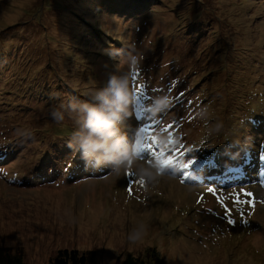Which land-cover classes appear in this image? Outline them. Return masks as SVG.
Segmentation results:
<instances>
[{"label":"rangeland","instance_id":"1","mask_svg":"<svg viewBox=\"0 0 264 264\" xmlns=\"http://www.w3.org/2000/svg\"><path fill=\"white\" fill-rule=\"evenodd\" d=\"M143 2L147 8L137 16L127 13L129 5L121 16L110 13L116 10L106 6L108 0H0V120L11 122L5 131L11 152L0 161V246L19 253L23 264H50L59 249L89 252L90 264H124L127 254L163 264H264V204L252 200L250 188L189 187L179 170L180 177L165 174L147 189L135 176H116L110 169L89 176L92 168L84 171L80 155L68 147L75 114L62 109V124L49 115L70 97L95 103L94 92L111 74L130 75L134 94V86L146 87L139 99L135 94L132 113L147 112L155 95L142 73L154 71L159 61L166 75L163 57L174 55L186 68L187 84L173 74L167 92L180 109L198 103L208 108L198 124L181 127L179 134L191 141L208 133L211 152L229 158L235 134L227 129L223 135L215 125L239 95L264 99V0ZM133 43L143 59L129 73L126 62L108 53ZM193 84L207 89L184 97L180 87ZM258 113L264 117V105ZM163 120V131L170 122L186 126L189 113ZM253 131L262 136L264 127L247 132ZM250 187L262 200L260 185ZM141 222L147 234L130 244L127 235Z\"/></svg>","mask_w":264,"mask_h":264},{"label":"clouds","instance_id":"2","mask_svg":"<svg viewBox=\"0 0 264 264\" xmlns=\"http://www.w3.org/2000/svg\"><path fill=\"white\" fill-rule=\"evenodd\" d=\"M108 55L111 59L126 62L129 73L132 68L139 67L143 59L141 54H137L134 43L126 48L110 51ZM130 82V75L111 74L106 85L94 92L92 99L95 103L70 97L66 105L61 103L52 107L49 115L56 124H62L65 120V112L62 109L75 114L74 123L77 127L71 132L68 147L80 154L86 169L107 167L116 176L134 171L136 179L143 181L147 189L159 183L165 173L154 160H145L140 166V156L134 142L122 133V125L132 116V108L136 103ZM171 106L170 93L161 91L146 105L147 115L161 119ZM207 114V107L198 111L201 119ZM221 128V123L215 125V131L219 132ZM161 143H166V137H161ZM133 165L136 167H132ZM147 231L148 225L141 222L136 229L128 233L127 241L130 244H138L144 239Z\"/></svg>","mask_w":264,"mask_h":264},{"label":"trees","instance_id":"3","mask_svg":"<svg viewBox=\"0 0 264 264\" xmlns=\"http://www.w3.org/2000/svg\"><path fill=\"white\" fill-rule=\"evenodd\" d=\"M108 1H110V3L106 4V6H113L114 10H116V11H110V13L120 14L121 16L125 15L126 13L125 9L128 8V5H129V8H128L127 13L129 12L133 13L132 15L134 16H137L135 15L137 12L145 10L147 8L143 0H136L134 5L129 4V2H131L132 0H117L116 4L115 2L114 3L111 2L113 0H108ZM103 5H105V1L102 2L101 7ZM112 39L115 40V38H112ZM107 40L108 39L105 40L101 38L99 42H102L105 46H109L108 44L109 42ZM115 42L117 43L118 41L115 40ZM173 56L174 55L171 56L167 54V58L163 57V60H164L163 63L165 64V69L163 70L165 71L164 73L166 75H162L163 71L159 70L158 68V65L160 64L159 61L155 63L154 71L150 73H145L143 71L142 73L144 75L143 77H145V80L149 84V87H151L152 90L154 89L158 90V91H153L154 95L160 94L161 91L167 92L165 84L167 80H169L173 76V74L180 75V77H182V84H185V85L187 84L186 76L183 74L186 68L184 65H181L179 63L178 57L175 58V56L174 57ZM206 89L207 87L204 85L200 84L199 86H197V84L195 85L193 84L192 87L188 86V88L187 86L186 88H183L181 86L180 92L186 95L184 97H189V95H192V94L195 95L197 93H202ZM252 96L255 99L254 102H251ZM243 99L246 102V104L242 102ZM174 104H176V99L172 98V106L166 115H170L173 113L179 114V113H183L184 111L188 112L189 120L187 122L185 121L186 126L184 125L182 126L183 123L181 125L177 124L173 126L172 122H170L167 124L166 129L163 131L162 128L164 127V124H165L163 117L158 120H151L150 117L147 115V112H143L144 109H140L135 114H132V117L134 118L135 122L129 119L128 124L125 123L124 125H122V133L127 135L130 129H137L135 132V134L136 133L137 134L135 136L132 132H131V135L128 136L129 139L133 142L136 140V137L144 138V137L156 136L158 138V142L161 143V137H166V143H161V144L166 146L165 151H169V153H171V155L174 156L173 158L176 159L182 156L184 158H187L189 156L190 158L195 159L199 154L200 156L197 158L199 160V158L207 157V154H208L210 156H214L215 158L209 162L212 164L210 168H207V169H211L212 167H215V168L222 167L223 164L226 161H228L226 160L227 158L226 159L224 158L227 156L224 153L222 156H218V154H216L217 152H214V151L213 153L211 152V149H210L211 142H212L210 138L211 135H209L208 133H205V135L201 137L200 139L198 140L194 139V140L189 141L187 140V134L186 135L179 134L181 127L187 128L188 124L195 125L200 122L201 118L198 115V111L202 108L201 103L193 104V105L184 104V108L180 110L175 109L173 107ZM263 105H264V99L259 98V96H257L256 94L245 92L242 95L238 96V101L234 103L232 107L229 106V108L231 109L229 110L228 114L223 116V121L221 122L222 128L220 130L223 133V135H228L227 129H229L232 133L234 132L235 134L234 146L227 147V149H231L230 151H227V153H229V158L232 156L233 153H236L242 150L243 151L245 150L246 153L249 155L254 152L252 149L256 148V144L260 140L261 136L254 134V131L251 132L250 134L247 131H249V128H251L252 126L264 127V117L258 116L259 114L258 110L262 111ZM188 106L190 108H193L192 111L189 110ZM132 111L135 112L134 106L132 108ZM231 112H233L234 114H230ZM130 121L132 122L131 124H130ZM9 124H11V122H9ZM9 124L7 120H4V121L0 120V135H2L3 137V138L1 137L2 140L0 141V161L1 160L3 161L6 158H8L11 152V146L9 143L6 142L7 137H5L6 136L5 131L8 130ZM147 124L151 125V129L149 130V132L148 133L140 132V128L145 127ZM76 127L77 125H74L73 130H75ZM198 131H201V128ZM244 137L246 140H243ZM186 149H187V155H185ZM76 155L79 156L80 154L77 152ZM175 156H179V157H175ZM140 159L145 160V159H142L141 157ZM181 160L183 161V159ZM156 162H157V158H156ZM205 164L207 163H204V165ZM70 165H71V169L69 168V174L73 173L72 159H71ZM83 166H85L84 163L82 167ZM93 169L94 168H92L91 171L89 170V172L92 173ZM84 171H88V169H84ZM83 175H85V173ZM9 250H10L9 248L7 249L6 247L0 246V264H23L21 255L19 253L12 254L10 253ZM91 260H92V257L89 254V252H81V251H78L77 249H69V250L59 249L50 264H90ZM159 260L160 258H158V262H155V260L153 258H150V256L148 257L147 261L140 260L137 257H133L132 255L127 254L124 264H153V263L163 264Z\"/></svg>","mask_w":264,"mask_h":264},{"label":"snow or ice","instance_id":"4","mask_svg":"<svg viewBox=\"0 0 264 264\" xmlns=\"http://www.w3.org/2000/svg\"><path fill=\"white\" fill-rule=\"evenodd\" d=\"M139 73H135L134 76H133V79H137ZM175 86V82L173 83V85L171 87H174ZM171 87H170V90H171ZM134 91H135V94H136V97L139 99L141 94L145 93L146 92V87L143 85V84H140L139 86H134ZM153 91H158V90H153ZM147 98V97H145ZM151 129V125H147L145 127H141L140 128V132H143V133H148L149 130ZM134 144H135V148H136V151H137V154L142 158V159H145V160H154L156 158V152H157V148H156V140H155V137H150L149 139H146V140H140V139H136L134 141ZM171 154V153H169ZM264 158V157H262ZM169 163H173V161H169ZM190 161L184 165H182V170H186L188 168V165H189ZM127 175L129 176H135L134 173L132 171H129L127 173ZM140 185H142V182L141 181H137ZM209 192H212L214 191V189L212 188H209L208 189ZM231 222V221H230Z\"/></svg>","mask_w":264,"mask_h":264},{"label":"bare ground","instance_id":"5","mask_svg":"<svg viewBox=\"0 0 264 264\" xmlns=\"http://www.w3.org/2000/svg\"><path fill=\"white\" fill-rule=\"evenodd\" d=\"M141 115H143V114H141ZM3 143H5V142H3ZM2 146V145H1ZM246 152V151H245ZM217 154V153H216ZM175 168V167H174ZM81 174V173H80ZM185 174V173H184ZM16 179V178H15Z\"/></svg>","mask_w":264,"mask_h":264}]
</instances>
